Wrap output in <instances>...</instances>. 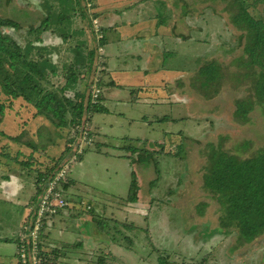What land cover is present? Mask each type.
Instances as JSON below:
<instances>
[{"label":"rangeland","instance_id":"1","mask_svg":"<svg viewBox=\"0 0 264 264\" xmlns=\"http://www.w3.org/2000/svg\"><path fill=\"white\" fill-rule=\"evenodd\" d=\"M86 1L89 14H99L97 18H93L98 28L86 26L90 41L94 35L92 29L97 32L96 29L106 27L104 19L109 24L117 19L114 13L118 9L130 8L132 13L140 10L144 14L133 25L131 23L134 21L129 22V18H126L130 28H118L127 39L126 46L132 43L137 48L133 39L140 37L138 42L142 59L134 58L135 56L130 59L124 57L110 61L109 65L113 70H118L121 61H127L129 69L137 68L138 65L141 70H149L150 75L142 78V84L136 80L127 83L125 78H119L120 81L116 78L120 86L117 93L120 99L117 100L109 95L111 88L106 82H110L111 76L106 74L107 69L98 66L95 70L92 83L99 82L103 86L99 90L106 100L104 104L109 113L92 114L90 121L93 129L90 123L80 132L77 139L80 142L83 139L87 142L89 129L94 136L81 160H76L69 167L67 177L69 179L75 173L76 177L90 185H77L75 189L86 203L81 207L79 201L80 207L77 209L88 215L84 218L87 221H84L87 232L96 234L91 229L96 226L94 221L88 227L92 216H104L112 220L109 221L108 228L117 234L116 238L122 247L102 242L95 255L92 253L88 257L86 250L72 245L68 257H57V264H99L101 259L104 264H161L158 257H164L169 264H264V235L251 243L237 246L236 232L224 233L219 230L217 203L211 200L210 194L203 188L206 162L200 156L202 147L207 150L208 144L221 141L226 150H235L234 147L245 140H251L254 147L264 146V115L260 109L255 108L252 112V123L241 125L233 119L235 101L246 95L247 91L246 85L237 86L235 79V74L238 75L239 72L234 62L242 54V46L238 40L240 32L229 25L226 14L219 13L222 8L220 1L165 0L169 9L166 11L168 20L165 26H156V14L161 12V0H147V3L141 0H96L94 8L89 0ZM0 2L2 16H12L24 28L29 23L37 25L48 14L49 9L51 15L60 10L57 0H16L7 7L2 5L4 0ZM263 8L261 4L257 10L250 8V11L253 15H258ZM145 12L152 15L151 20L146 17ZM130 15L128 17L134 20L133 15ZM54 26L52 24L51 28ZM10 32L14 37L19 34L12 29ZM110 35L115 36L117 33L107 32L109 41ZM43 38L44 44L48 46L62 43L51 31H47ZM111 47L108 44L100 49L101 56H104L106 48L111 51ZM170 51L173 54L165 59L163 56L162 60V55ZM51 57L59 67V63L69 57V54L55 53ZM199 58L219 63L224 75L218 96L209 101L204 100L195 88L198 69L203 64L197 61ZM119 74L116 75L120 77ZM136 75L139 77L138 73ZM93 91L96 93L95 89ZM131 95L137 98L135 102H131ZM2 103L6 107L0 131L7 135L23 136L20 142H13L0 135V219L3 221L5 217L8 218L6 214L13 210L17 212L15 205L18 203L13 197L7 199L2 191L8 195L12 191L20 192L21 200L17 201L21 206L28 204V210L34 211L35 201L30 197L35 195V177L39 171L46 172V169H50L53 165L51 159L57 157L56 148L66 141L52 135L54 131L50 127L45 128L43 122L33 121V126H29L24 120L31 121V113L23 102L10 101L0 92V104ZM38 129L37 136L40 135L41 139L36 136ZM48 138L50 140L46 141ZM29 141L37 146L46 142L47 147L32 152L24 145ZM129 146L141 148L142 153L146 152L144 149L154 147L157 149L154 152L150 150L152 153H158L159 150L173 155L168 157L146 152L134 166L137 183L134 193L130 191L131 170H128L127 161L118 158V153H123ZM4 153L8 154V159L3 157ZM17 153V162H12ZM28 159L34 161L31 162V169L17 164ZM6 176L9 178L6 179ZM1 186L6 188L1 189ZM68 194L63 195L69 205L56 211L49 219L55 220L70 206ZM155 198L158 199L157 202L151 205V200ZM203 201L208 204L203 214H199L197 209L205 204ZM89 204L96 211L92 213ZM35 212L37 213V208ZM120 223L132 226V230L121 228ZM113 226H116L115 231L112 230ZM42 228L43 226L36 235L30 232L33 227H25L23 230L29 231L24 237L35 235L36 238L32 240L39 243L40 251L53 258L56 252H61L60 246L55 247L52 243L41 245ZM69 228L71 232H75V237L86 238V235H81L76 224ZM47 230L44 232L50 233ZM100 235L99 243L100 240L107 239L102 232ZM127 236L131 245L124 242ZM9 243V246L0 244V255H8L5 252L8 249L9 258H14L19 242L15 243L14 239Z\"/></svg>","mask_w":264,"mask_h":264},{"label":"trees","instance_id":"2","mask_svg":"<svg viewBox=\"0 0 264 264\" xmlns=\"http://www.w3.org/2000/svg\"><path fill=\"white\" fill-rule=\"evenodd\" d=\"M58 1L60 10L57 9V14L51 15L49 9L48 14L37 25L29 23L25 28L12 16H2L0 7V92L8 97V100L23 102L29 107L31 121L24 120L29 123V126H33V121L43 122L45 128L50 127L54 131L52 135L66 141L64 145L56 146L57 157L51 159L53 165L50 169H46V172L39 171L35 177L36 191L30 199L35 201L37 209L47 183L52 181L55 174L64 166H67L69 170L71 164L81 160L88 151L94 133L89 129L87 142H80L77 139L80 132L89 126L92 114L108 112L104 104L105 98L99 90L103 86L99 82L97 84L92 82L98 66L106 68L105 58L101 56L99 50L108 45L106 33L109 29L100 27L96 29L97 32L92 29L94 35L91 41L88 40L86 26H95L93 18H97L99 14L95 12L89 14L86 0ZM93 1L89 0V3L94 8ZM217 1H220L222 6L219 13L226 14L229 25L240 32L238 40L242 46V54L234 62L239 72L238 75L235 74V79L237 86L246 85L247 93L236 99L233 119L236 123L245 125L253 122L251 114L255 108L260 109L264 115V8L258 15H253L250 11V8L257 10L261 4L264 7V0ZM13 2L16 0H4L2 5L7 7ZM159 8L161 12L156 14V26H165L168 20L166 11H169L165 0H161ZM52 24L55 25L53 28H51ZM10 28L19 33L17 37L11 35ZM47 31L57 35L62 43L58 46L45 45L43 36ZM55 53L69 54V57H65L58 67L51 57ZM170 54L173 53L170 51L163 54L162 60L163 56L165 59ZM197 61L203 64L198 69L195 88L204 100H212L218 96L223 83L224 75L221 65L216 61L206 62L202 58ZM93 88L95 92L99 90L98 94L94 93ZM131 96V102H135L137 98ZM5 107L4 103L0 104V122L3 120ZM38 133L39 129L36 136ZM0 135L13 142H20L23 138L22 134L12 136L4 131H0ZM37 137L41 139L40 135ZM24 145L32 152L44 150L43 148L47 147L46 142L37 146L29 141ZM208 145L207 150L204 147L200 150V156L206 162L203 188L210 194L211 200L217 203L218 228L224 233L236 232L237 246L251 243L264 235V146L254 147L251 140L237 144L234 147L235 150H226L221 141ZM144 150L151 154L173 156L171 152L152 153L153 151ZM124 152L128 154L125 158L130 161L133 169L130 191L134 193L137 190L134 166L147 153H142L141 148L133 146H129ZM46 153L49 154L48 151ZM17 156H19L18 153L12 162H17ZM3 157L8 159L9 156L4 153ZM31 162L28 159L26 162L17 164L31 169ZM69 179L66 176L64 180L57 182V187L52 193L65 194L71 186ZM157 200L152 199L151 205ZM204 203L197 209L199 214H203L207 207L208 203ZM35 210L27 209L25 212L26 217L20 235L15 239L17 243H20V238L23 240L22 236L29 231L23 229L33 226L36 218ZM52 215L46 213L43 224ZM93 219H96L98 230L106 233L114 242L121 244L116 238L117 234L112 233L108 228L107 219L95 216ZM119 226L127 231L132 230V226L124 225V223L123 225L120 223ZM115 229L116 226H113L112 230L115 231ZM124 239L127 245L132 244L128 236ZM57 253L50 258L40 251V245L38 246L41 264H57L55 261L58 257ZM158 259L161 260V264H169L164 257H158ZM98 263L104 264V260L101 259Z\"/></svg>","mask_w":264,"mask_h":264},{"label":"crops","instance_id":"3","mask_svg":"<svg viewBox=\"0 0 264 264\" xmlns=\"http://www.w3.org/2000/svg\"><path fill=\"white\" fill-rule=\"evenodd\" d=\"M57 2L59 4L58 0H57ZM93 2L95 3L96 0H94ZM145 3H147V1ZM131 10L132 9H130V8L125 9V10L118 9L114 13V14H116L117 19H115V20L113 19L110 24L107 21H105V19L103 20L104 24L106 25V27H104V28H108L109 29L108 32H111L112 34H114V32L117 33V35H115V36H113V35L109 36L111 43L108 40V44L112 45L111 51H109L108 48H106L105 54H104V58H105V62H106V69H107L106 74L111 76L110 82L108 83V81H107L106 85L111 88L109 91V95H113V97L116 98L117 100L120 99L119 96L117 95L118 90H120L119 89L120 86L117 84L118 83L117 80L120 81L121 78H122V80L125 78V81H127V83H128V81L130 82L131 80H136V81H138V83L142 84V83H144L142 78L143 77L146 78L150 75L148 72L149 70H147V71L141 70V69H139L138 65H136L137 68L129 69L128 68L129 66H127V63H128L127 61H121V64H120L121 66H120V69H118V70H113V68H111L109 65L110 61L115 60V59L116 60L122 59L124 57H128L130 59L131 57L133 58V56H135L134 58L142 59L141 55L139 53L140 37L133 39V41L135 43H137L136 44L137 48L134 45H132V43H130V45L126 46L125 44L127 43L126 42L127 39H126V37H123L121 35V33L119 32V29H118V28H122V27H125V29L130 28L129 27L130 21H134L133 23H131V25H133L136 20H139V19L144 17V14L141 13L140 10L134 11L133 13L131 12ZM138 11H139V13H138ZM130 14L133 15L134 20L130 19V17H131ZM145 14H146V12H145ZM129 15H130V17H128ZM146 17H148L150 20L152 19L151 14L147 15ZM126 18H129V22H128V19H126ZM106 47H107V45H106ZM148 52L145 51V53H148ZM108 65H109V67H108ZM137 73L139 74L138 75L139 77H137V75H136ZM116 74H119L120 77H118ZM131 74H133V75H131ZM116 78H117V80H116ZM119 78H120V80H119ZM145 82H147V81H145ZM105 102H106V100H105ZM107 113H109V111ZM90 123H91V121H90ZM90 125L92 128V123ZM97 136L99 137V134ZM156 149L157 148H154V147L150 148V150L151 151L153 150V152ZM158 153H159V150H158ZM104 155H106V152H104ZM125 155H127L126 152L118 153V158L127 161L126 165L128 166V170L129 171L131 170V172H132L133 169H131L130 161L125 158ZM84 168L85 167L83 165V170H84ZM118 168H121V167H118ZM69 180L71 181V182L69 181L71 186H69V190L66 191V193H69L68 196H70L69 197L70 198V200H69L70 206L66 209L65 212L60 213L57 216V218H55V220H51V219L45 220V222L43 224V228H42L43 243H41V245L42 244L47 245L49 243H52L55 245V247L60 246L59 251H61V252H58V253L56 252V253H57L58 257H63V258L68 257L67 254H68V252H71L72 248H70V246H72V245H74V247H77L78 249H80V247H82V249L84 251L86 250L88 252V253L86 252L87 253L86 256H88V257H90V254H92V253H93V255H95V252H97V250H99V247H100L102 242H104L105 244L108 242L109 244L112 243V244H115L117 246L122 247V245L111 240V238L108 235H106V233H104V232H102V233L104 235H106L107 239L105 241L100 240V243H99L98 239H99V237H101V235H100L101 231L98 230V228H97L98 226L96 224V219L95 220L93 219L94 216L91 217L88 227L94 221L96 226H93L91 229H94L96 234H92L91 232L90 233L87 232L86 224L84 223V221H86V219H84V218L88 217V215L78 211L80 209H77L78 207H80V206H78L79 201L81 202V207L85 206L86 203H84L82 201L81 196L77 193L78 191H76L75 189H77L76 188L77 185H84L87 187H90V185L87 184L85 182V180H82L81 178L76 177L75 173H72V177ZM2 188H6V187L1 186V189ZM11 189H13V188H11ZM2 192H3V195L6 196L7 199L10 200V197H13L16 199V202L18 203L17 205H15L17 212H14V210H13L11 213L6 214L8 218L5 217L3 219V221L0 219V244L9 246V245H11L9 242L14 241V239H17L18 236L20 235V231H21L22 226H23L22 224H23V221L25 219V212H26L25 208L28 209L29 205L26 204L25 206H21V204L17 201V200H21V197L19 198L20 192H18V191H12V193H10L9 195L6 194L4 191H2ZM89 205L92 207V213L94 211H96L95 207L92 206V204H89ZM71 207H73V209ZM15 208H13V209H15ZM104 209L106 210V207H104ZM6 210H8V209H6ZM81 211H83V210H81ZM101 217L105 218L104 216H101ZM105 219H107V218H105ZM80 220H81V223L79 224ZM107 221L109 222L112 220L107 219ZM75 224H76L77 228H80L81 235L83 237H85V235H86L85 239L75 237L74 236L75 232L74 231L71 232L69 227L71 225L75 227ZM122 225H123V223H122ZM124 225H125V223H124ZM45 230L49 231L50 233H45L44 232ZM85 241H86L87 245H86ZM82 242H83V244H82ZM15 243H16V241H15ZM5 250H6L5 252L8 253V255L4 254L5 256H3V257L0 255V264H18L17 249H16V253L14 255L15 256L14 258H9L10 250H8V249H5ZM63 251H65L66 253H64Z\"/></svg>","mask_w":264,"mask_h":264},{"label":"built area","instance_id":"4","mask_svg":"<svg viewBox=\"0 0 264 264\" xmlns=\"http://www.w3.org/2000/svg\"><path fill=\"white\" fill-rule=\"evenodd\" d=\"M95 24V28H98L97 22L93 21ZM99 90H96V94H98ZM85 140L83 139L82 142ZM67 166H64L60 171H58L52 181L47 183V187L45 189L44 195L40 199L39 208L37 209L36 218L33 222V234L38 233V231L43 226V218L46 213L54 214L59 209H62L68 206L67 200L61 195L59 192L55 194L52 193L53 189L57 186V182L64 180L67 176ZM24 237V236H22ZM31 240L29 241V239ZM32 238H36L35 235L32 236H25L23 241L20 238V243L18 246V263L19 264H41V258L38 254V246L36 241H33Z\"/></svg>","mask_w":264,"mask_h":264}]
</instances>
